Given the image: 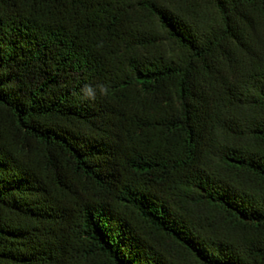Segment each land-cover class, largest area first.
Listing matches in <instances>:
<instances>
[{"label":"trees","instance_id":"1","mask_svg":"<svg viewBox=\"0 0 264 264\" xmlns=\"http://www.w3.org/2000/svg\"><path fill=\"white\" fill-rule=\"evenodd\" d=\"M0 264H264V0H0Z\"/></svg>","mask_w":264,"mask_h":264}]
</instances>
